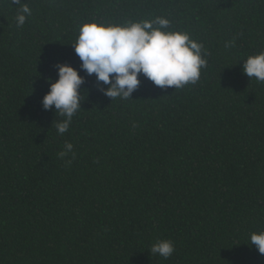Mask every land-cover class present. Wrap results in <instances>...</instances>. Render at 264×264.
<instances>
[{
    "label": "trees",
    "instance_id": "trees-1",
    "mask_svg": "<svg viewBox=\"0 0 264 264\" xmlns=\"http://www.w3.org/2000/svg\"><path fill=\"white\" fill-rule=\"evenodd\" d=\"M21 2L18 27L21 5L0 0V264H264L250 244L264 231V82L242 71L264 52V0ZM156 17L203 44L199 80L141 73L112 100L80 69L81 25ZM57 64L84 77L63 135L42 106ZM157 239L173 242L168 259Z\"/></svg>",
    "mask_w": 264,
    "mask_h": 264
},
{
    "label": "clouds",
    "instance_id": "clouds-1",
    "mask_svg": "<svg viewBox=\"0 0 264 264\" xmlns=\"http://www.w3.org/2000/svg\"><path fill=\"white\" fill-rule=\"evenodd\" d=\"M13 2L21 5L16 16L17 26L21 27L26 15H31V9L21 0ZM170 24L171 21L164 17L124 24L84 23L72 44L82 61L80 69L88 76L95 74L97 82L107 85L101 91L112 100L130 98L138 87L141 73L161 88L174 86L180 89L186 84H195L207 63L203 58L206 50L202 43L191 39L189 33L169 30ZM234 44L233 40L225 46ZM55 67L58 79L49 80V91L42 99V106L45 110L54 107L55 114L58 112L65 117L63 122L56 124L58 135H63L68 131L72 117L81 109L80 87L84 77L71 65L57 64ZM242 71L249 78L264 82V52L248 56ZM72 149L73 145L65 142L59 157H65ZM250 244L264 254V231L253 232ZM150 251L168 259L175 247L169 239H157Z\"/></svg>",
    "mask_w": 264,
    "mask_h": 264
}]
</instances>
